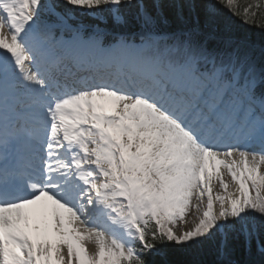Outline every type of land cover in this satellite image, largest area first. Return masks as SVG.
I'll return each instance as SVG.
<instances>
[{
  "label": "snow or ice",
  "instance_id": "obj_1",
  "mask_svg": "<svg viewBox=\"0 0 264 264\" xmlns=\"http://www.w3.org/2000/svg\"><path fill=\"white\" fill-rule=\"evenodd\" d=\"M220 9L264 28V0H0V264H264V64Z\"/></svg>",
  "mask_w": 264,
  "mask_h": 264
},
{
  "label": "trees",
  "instance_id": "obj_2",
  "mask_svg": "<svg viewBox=\"0 0 264 264\" xmlns=\"http://www.w3.org/2000/svg\"><path fill=\"white\" fill-rule=\"evenodd\" d=\"M199 2L202 3V0ZM238 2L244 3L245 0H238ZM58 10L63 11V8ZM80 19L87 25L99 23L90 17H80ZM73 22L76 24L75 20ZM257 22L264 24V20ZM101 27L113 28L111 19L109 18L107 25L102 24ZM217 27L220 31L227 28L229 34L241 44L243 50L250 48L254 55H258L260 65L264 64V28L245 24L241 19L229 15L224 9L218 11ZM231 244L235 250L230 259L235 260L236 264H261L262 257L256 253L255 244L251 252L244 247L242 240L232 241ZM215 250L216 242L214 241H205L198 249L174 243L166 244L154 260L155 264H213L217 259Z\"/></svg>",
  "mask_w": 264,
  "mask_h": 264
},
{
  "label": "rangeland",
  "instance_id": "obj_3",
  "mask_svg": "<svg viewBox=\"0 0 264 264\" xmlns=\"http://www.w3.org/2000/svg\"><path fill=\"white\" fill-rule=\"evenodd\" d=\"M218 184V183H217ZM216 184V185H217ZM219 188V186H216L215 188H214V193H215V190L216 189H218ZM220 190H218V192H219ZM217 193V192H216ZM215 193V194H216ZM202 207H206V198H205V205L204 206H202ZM186 220H190V225L188 226V227H183L184 228V230H190L192 227H193V224H194V222H195V212H194V210L193 211H191L189 214H188V216H186ZM177 234H179V232H177Z\"/></svg>",
  "mask_w": 264,
  "mask_h": 264
},
{
  "label": "bare ground",
  "instance_id": "obj_4",
  "mask_svg": "<svg viewBox=\"0 0 264 264\" xmlns=\"http://www.w3.org/2000/svg\"><path fill=\"white\" fill-rule=\"evenodd\" d=\"M235 185L232 184L230 187H229V191H234L235 190ZM216 211L218 212L219 210L216 209ZM89 249L90 251H94V245H89Z\"/></svg>",
  "mask_w": 264,
  "mask_h": 264
}]
</instances>
